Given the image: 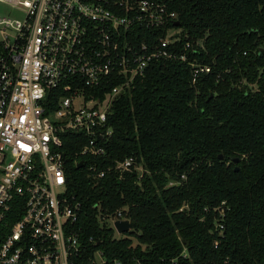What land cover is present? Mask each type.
<instances>
[{
	"label": "trees",
	"instance_id": "obj_1",
	"mask_svg": "<svg viewBox=\"0 0 264 264\" xmlns=\"http://www.w3.org/2000/svg\"><path fill=\"white\" fill-rule=\"evenodd\" d=\"M169 9L179 46L189 43L188 58L210 71L193 82L187 62H151L112 103L113 133L99 158L80 155L81 133L61 135L64 195L79 203L85 249L75 264H90L96 249L103 264H264V0H172ZM132 155L140 178L86 170ZM117 209L134 223L119 238L99 218Z\"/></svg>",
	"mask_w": 264,
	"mask_h": 264
},
{
	"label": "built area",
	"instance_id": "obj_2",
	"mask_svg": "<svg viewBox=\"0 0 264 264\" xmlns=\"http://www.w3.org/2000/svg\"><path fill=\"white\" fill-rule=\"evenodd\" d=\"M171 1L0 0V264H75L85 251L79 203L64 195L63 133H81L80 155L99 158L113 133L112 103L151 62H187L193 82L210 71L188 58L189 43L179 46ZM112 169L145 172L133 155L106 168L86 165L96 179ZM99 218L115 238V222L129 220L122 209ZM89 262L103 264V252Z\"/></svg>",
	"mask_w": 264,
	"mask_h": 264
},
{
	"label": "water",
	"instance_id": "obj_3",
	"mask_svg": "<svg viewBox=\"0 0 264 264\" xmlns=\"http://www.w3.org/2000/svg\"><path fill=\"white\" fill-rule=\"evenodd\" d=\"M174 25L178 26L179 25V22L178 21H175L174 22ZM218 158L219 159H223V155L222 154H219L218 155ZM231 161L234 162V163H236L238 161V158L234 157V158L231 159ZM82 165H83V161H79L77 163V167L78 168L82 167ZM235 169H237V168H235ZM115 228L117 229V231L119 233H124V232H127V231L133 229L134 228V223L132 221H130V220L116 221L115 222Z\"/></svg>",
	"mask_w": 264,
	"mask_h": 264
},
{
	"label": "rangeland",
	"instance_id": "obj_4",
	"mask_svg": "<svg viewBox=\"0 0 264 264\" xmlns=\"http://www.w3.org/2000/svg\"><path fill=\"white\" fill-rule=\"evenodd\" d=\"M0 11H2L1 8H0ZM125 235H126V234H124V233H117V232L115 231V236H116V237H122V236H125ZM133 242L135 243L136 241L133 240Z\"/></svg>",
	"mask_w": 264,
	"mask_h": 264
}]
</instances>
